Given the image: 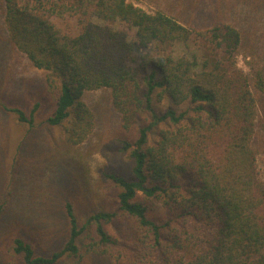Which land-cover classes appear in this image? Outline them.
I'll return each instance as SVG.
<instances>
[{
	"label": "trees",
	"instance_id": "trees-1",
	"mask_svg": "<svg viewBox=\"0 0 264 264\" xmlns=\"http://www.w3.org/2000/svg\"><path fill=\"white\" fill-rule=\"evenodd\" d=\"M206 6L215 14L170 0L154 13L129 0H0L12 46L43 74L48 126L68 150L82 145L94 127L84 96L108 90L131 162L86 180L108 198L86 219L64 203L67 239L51 256L12 238L21 264H264V50L245 55L233 14ZM42 107L7 111L31 130Z\"/></svg>",
	"mask_w": 264,
	"mask_h": 264
},
{
	"label": "rangeland",
	"instance_id": "rangeland-1",
	"mask_svg": "<svg viewBox=\"0 0 264 264\" xmlns=\"http://www.w3.org/2000/svg\"><path fill=\"white\" fill-rule=\"evenodd\" d=\"M129 1L148 13L159 10L162 3V0ZM170 2L183 3L192 11L215 14L206 6L212 2L215 9L236 18L235 23L245 38V55L250 53L247 48L252 44L264 50V0ZM3 12L0 8V207H5L4 215L0 214V264H21L20 257L10 250L12 238L17 234L26 236L36 245L38 255L51 256L67 239L64 203L70 198L76 201L80 215L85 218V214L99 209L107 198L104 191L90 189L88 181L94 182L101 171L128 174L131 162L121 152L125 133L120 128L119 116L112 107L108 90L84 96L94 113V127L82 145L71 150L66 148L60 138L63 135L61 129H51L46 123L54 106L41 98L39 82L43 74L12 46ZM237 61L248 73L245 57L239 56ZM37 101H42L44 107L37 114L34 129L28 130L27 125L7 111L12 107L28 110ZM262 104L264 99H260ZM166 105H169L167 101L159 108ZM258 134L263 143L258 163L264 178L263 110L258 118ZM76 263L79 264L77 259L65 258L58 264ZM84 264L108 262L88 257Z\"/></svg>",
	"mask_w": 264,
	"mask_h": 264
}]
</instances>
